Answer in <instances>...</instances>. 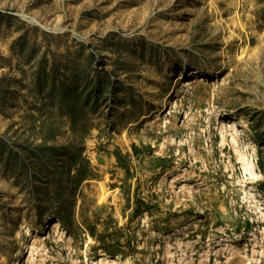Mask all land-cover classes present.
Instances as JSON below:
<instances>
[{"label": "rangeland", "instance_id": "374dc122", "mask_svg": "<svg viewBox=\"0 0 264 264\" xmlns=\"http://www.w3.org/2000/svg\"><path fill=\"white\" fill-rule=\"evenodd\" d=\"M263 180L264 0H0V264H264ZM81 192L132 255L53 218Z\"/></svg>", "mask_w": 264, "mask_h": 264}, {"label": "trees", "instance_id": "16d2710c", "mask_svg": "<svg viewBox=\"0 0 264 264\" xmlns=\"http://www.w3.org/2000/svg\"><path fill=\"white\" fill-rule=\"evenodd\" d=\"M93 107V109H95ZM72 123L76 121V115L71 114ZM84 149L79 152L80 163H78L77 157H73L70 160V164L68 167L67 174L69 176L70 185L74 186L73 190V199H72V207L77 204L78 199L75 198L76 192L79 187L86 181L92 180L96 177L93 173V167L89 159L83 157ZM135 154L136 151H134ZM114 156L117 160L118 166L125 171V179L126 182L132 179L131 173V160L130 154H123L120 149H116L114 151ZM261 166V165H260ZM263 168V167H262ZM75 171V174L71 176V172ZM262 189H264V180L260 183ZM60 188V187H58ZM81 198V211L79 217L81 219V224L77 222V214L75 213L72 207L63 208L61 205L59 207H55L51 209V214L54 219L61 222L62 227L65 228L68 234L76 237L78 235H90L95 241L96 245L93 246L94 250H102L111 256H122L127 257L131 254V239L129 237H125L124 229L126 227H119L117 220H115L111 215L106 219L102 218L97 214V210L93 209L95 206V201L90 200L88 195L84 192L80 193ZM127 199L130 203V187L127 192ZM50 204H54L51 200H48ZM49 204V203H48ZM75 204V205H74ZM135 208L132 218L140 217L145 213H150V205H148L145 201L137 199L135 202ZM40 216H42L40 214ZM99 226L102 227V230L99 229Z\"/></svg>", "mask_w": 264, "mask_h": 264}, {"label": "bare ground", "instance_id": "6f19581e", "mask_svg": "<svg viewBox=\"0 0 264 264\" xmlns=\"http://www.w3.org/2000/svg\"><path fill=\"white\" fill-rule=\"evenodd\" d=\"M233 126H237L235 122L232 123L231 127H233ZM56 226H58V224H56Z\"/></svg>", "mask_w": 264, "mask_h": 264}]
</instances>
